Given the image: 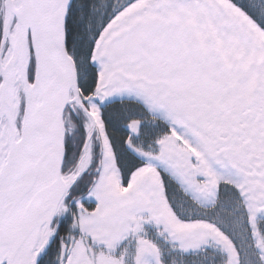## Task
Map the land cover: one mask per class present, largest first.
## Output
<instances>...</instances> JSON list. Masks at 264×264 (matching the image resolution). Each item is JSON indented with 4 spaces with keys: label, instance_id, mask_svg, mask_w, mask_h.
Masks as SVG:
<instances>
[{
    "label": "snow or ice",
    "instance_id": "6c2138e0",
    "mask_svg": "<svg viewBox=\"0 0 264 264\" xmlns=\"http://www.w3.org/2000/svg\"><path fill=\"white\" fill-rule=\"evenodd\" d=\"M0 264H264V0H0Z\"/></svg>",
    "mask_w": 264,
    "mask_h": 264
}]
</instances>
